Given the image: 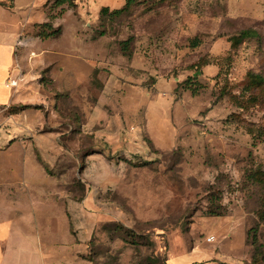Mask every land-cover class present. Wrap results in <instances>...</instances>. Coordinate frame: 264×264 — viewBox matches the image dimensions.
Instances as JSON below:
<instances>
[{"label":"rangeland","instance_id":"obj_1","mask_svg":"<svg viewBox=\"0 0 264 264\" xmlns=\"http://www.w3.org/2000/svg\"><path fill=\"white\" fill-rule=\"evenodd\" d=\"M124 4L0 8L24 97L0 113L6 264H264V0L99 13Z\"/></svg>","mask_w":264,"mask_h":264},{"label":"crops","instance_id":"obj_2","mask_svg":"<svg viewBox=\"0 0 264 264\" xmlns=\"http://www.w3.org/2000/svg\"><path fill=\"white\" fill-rule=\"evenodd\" d=\"M14 1L15 0H11V4H12L11 7H7L5 3L8 1L0 0V8H5L10 11L11 8L14 6ZM100 6L101 5H99L98 7ZM4 31L5 30L0 24V87L3 86L5 89L4 93L0 92V113H2V111L4 110H8L9 107L11 106L10 104L24 101V97L22 96L21 93L16 94L13 88H9L5 85V83L9 78L15 79L18 83V81L22 80V76L20 77V74H18L16 72V69L14 68L13 48H14V44L17 41V33L13 34ZM21 105H25V104H21ZM22 111L23 113H25V109H23ZM21 114L22 113L19 112V115ZM28 127H29L28 129L25 127H21L20 131L23 130L30 133L31 128L30 126ZM15 132L18 133V129ZM20 133L23 132H19V134ZM5 135L7 136V144L13 141L12 137L10 138L8 137L10 135L9 132L5 131ZM16 198H18V195H16ZM14 213H15L14 220H10V218L5 219L3 217L0 218V264H6V262L12 258L16 259L18 256L17 253H19V242L22 240V233H20L21 229L19 227V214L21 212L19 210H14ZM7 216H9V214H7Z\"/></svg>","mask_w":264,"mask_h":264},{"label":"trees","instance_id":"obj_3","mask_svg":"<svg viewBox=\"0 0 264 264\" xmlns=\"http://www.w3.org/2000/svg\"><path fill=\"white\" fill-rule=\"evenodd\" d=\"M55 2L57 4H59V5H61V4L65 3V2H70V0H55ZM134 2H135V0H125V4H124V6L122 8H116V9H113V10H109L108 6H102L100 8V10H99V13H100L101 16H104V15H108V16H119L124 11H126L130 7V5L132 3H134ZM56 31H57V29L56 30H52V31H50L47 34H42V36L43 37H48L49 35H53ZM255 34H256V32L254 30H252V29H244V30H241L239 32V34H237V38L236 39L239 40V41L240 40H244V39H248V38H251V37L255 36ZM131 39L132 38H128V39L122 41L121 49L127 55H129V53L127 52V50H128V43H130V40ZM197 45H198V40H196V39L193 40L192 46L195 47ZM255 77L259 79V76L258 75H256ZM186 80H189V82L192 81L193 83L196 81L195 78L194 77H191V76H188L186 78ZM187 90H190L192 94H196L197 91H198V88L197 87H192V86H189L188 85ZM19 107L21 109H24V108L27 107V105H20ZM253 239H254V237H253Z\"/></svg>","mask_w":264,"mask_h":264},{"label":"built area","instance_id":"obj_4","mask_svg":"<svg viewBox=\"0 0 264 264\" xmlns=\"http://www.w3.org/2000/svg\"><path fill=\"white\" fill-rule=\"evenodd\" d=\"M17 81L15 79L9 78L5 85L9 88H14L16 86ZM213 239V236H208L207 241H211Z\"/></svg>","mask_w":264,"mask_h":264}]
</instances>
